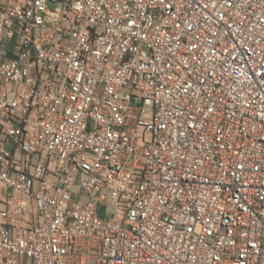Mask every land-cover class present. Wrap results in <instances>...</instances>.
<instances>
[{
	"label": "built area",
	"instance_id": "1",
	"mask_svg": "<svg viewBox=\"0 0 264 264\" xmlns=\"http://www.w3.org/2000/svg\"><path fill=\"white\" fill-rule=\"evenodd\" d=\"M0 264H264V0H0Z\"/></svg>",
	"mask_w": 264,
	"mask_h": 264
},
{
	"label": "bare ground",
	"instance_id": "2",
	"mask_svg": "<svg viewBox=\"0 0 264 264\" xmlns=\"http://www.w3.org/2000/svg\"><path fill=\"white\" fill-rule=\"evenodd\" d=\"M52 37H59V30H52ZM21 41L26 43V46H34L42 42V35L40 31H30L28 27L20 28ZM216 230H223V218L215 219Z\"/></svg>",
	"mask_w": 264,
	"mask_h": 264
},
{
	"label": "rangeland",
	"instance_id": "3",
	"mask_svg": "<svg viewBox=\"0 0 264 264\" xmlns=\"http://www.w3.org/2000/svg\"><path fill=\"white\" fill-rule=\"evenodd\" d=\"M99 208H100V209H103V205H100Z\"/></svg>",
	"mask_w": 264,
	"mask_h": 264
}]
</instances>
